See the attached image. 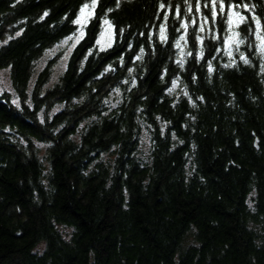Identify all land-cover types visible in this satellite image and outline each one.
Returning a JSON list of instances; mask_svg holds the SVG:
<instances>
[{
    "label": "trees",
    "instance_id": "1",
    "mask_svg": "<svg viewBox=\"0 0 264 264\" xmlns=\"http://www.w3.org/2000/svg\"><path fill=\"white\" fill-rule=\"evenodd\" d=\"M96 1L63 74L29 88L90 0H0V264H264V0L215 18L211 0Z\"/></svg>",
    "mask_w": 264,
    "mask_h": 264
},
{
    "label": "snow or ice",
    "instance_id": "2",
    "mask_svg": "<svg viewBox=\"0 0 264 264\" xmlns=\"http://www.w3.org/2000/svg\"><path fill=\"white\" fill-rule=\"evenodd\" d=\"M185 2L187 3V0H185ZM212 2V17L215 18L216 17V11H215V8H216V3H217V0H211ZM92 4L93 6L96 4V0H92ZM161 8H164L165 6L163 4L160 5ZM205 7H207V5H205ZM236 7H239V6H236ZM245 8L248 7V5H244ZM89 8V5L88 4H84L81 9H80V13H79V16L77 17L76 20L73 21L74 24H78L81 26L80 28V36L77 38L76 42L78 43L79 42V39L83 37L84 35V32H83V28L85 26V24L87 23V20H88V16L90 15V13L88 15H86L85 13V10ZM111 11V10H110ZM189 11H191V5H189ZM197 11H199V7H197ZM220 11L223 12L224 11V3H223V0H220ZM176 14H177V17L179 18V9L176 10ZM45 15H47V13H45ZM235 18V19H234ZM165 21L167 20V16L164 17ZM253 19H255V17H253ZM205 21H207V17H205ZM105 25H108L109 27H111V24L110 22L105 19L104 21ZM227 23H228V26H229V29L232 28V25L235 23V25L237 27H239V25L241 23H246V18L244 16H242L239 12H231L229 15H228V20H227ZM256 24H257V39L261 41V44L259 45V50L261 52V54H264V36H261L259 34V28H260V21L257 19L256 20ZM181 28H186L187 25L185 23H181L180 25ZM200 31L203 32L204 31V26L201 25L200 26ZM20 33L18 32L17 35H19ZM103 35V33H102ZM216 39H219V37H215ZM235 38V39H234ZM73 39V37H68V40H71ZM68 40H65L64 43H67ZM160 40L162 43H166L167 42V35H166V31H165V28L164 26L162 25L161 28H160ZM197 40H200L202 42V38L200 36H197ZM184 41L185 44L187 43L186 41V37L185 36H180L179 39H177L175 41V47L177 49H180L181 48V42ZM245 43V40L243 38H239V33L237 32H233L232 33V36L226 38L224 40V44L226 46L228 45H231V44H234L235 47L238 49L239 48V45H242ZM97 44H100V41L97 40ZM72 47H75V44L72 46ZM107 47H111V43H109L107 45ZM105 46L104 45H101L100 46V51H105ZM143 53H144V49L141 48L140 49V55H138L135 59L137 60H140L142 59V56H143ZM226 55L228 56H231L232 53L231 51H226L225 53ZM89 55H91V51L89 52ZM187 55H192L191 52L187 53ZM199 56L202 58L203 57V48H201L200 50V53H199ZM240 59L245 63V64H248L249 63V60L247 59V57H245V55L243 53L240 54ZM121 63H123V58H121ZM177 63L180 65V67L182 68L183 67V60H178ZM235 63V61H233V64ZM232 64H225L224 67L227 68V67H231ZM109 70H114V69H111V66H109V69H106L105 71H109ZM129 73L133 72V69L129 68L128 69ZM208 71L209 73H211L213 71V68H212V65H211V62L209 61V64H208ZM262 71H264V69H262ZM103 75V74H102ZM163 78V77H161ZM178 77L176 79H173L172 80V86L167 90L169 94H171L178 86ZM125 83H127V81H125ZM133 87H135V81L133 80ZM115 92L119 93V89H115L114 90ZM186 96L188 95L187 92L184 93ZM107 103V101H105ZM157 119H159V117H157Z\"/></svg>",
    "mask_w": 264,
    "mask_h": 264
},
{
    "label": "rangeland",
    "instance_id": "3",
    "mask_svg": "<svg viewBox=\"0 0 264 264\" xmlns=\"http://www.w3.org/2000/svg\"><path fill=\"white\" fill-rule=\"evenodd\" d=\"M87 4L89 5V8L85 10V13L86 15L90 13V15L88 16L87 23L85 24L83 28L84 34H85V29H86L85 27L88 25L89 21L93 17L94 8H95V5L93 6L92 4V0H90V2H88ZM104 21L105 19L102 20V23L100 25V29L97 35V39H96V44H97V40L100 41V44H97L98 48H100L101 45H104L105 48H107V45L109 43L112 44L114 41L113 26L111 25V27H109L108 25H105ZM80 28L81 26L77 24L76 31L72 35L68 36V37H73V39L68 40V37H66L43 53L41 58L36 62L34 66V72L31 78L29 88L32 87L37 73L48 63H50V76L46 83V86L50 87L54 85V83L59 79V77L63 74V72L66 69L71 52L74 48L72 46L74 44L75 45L77 44L76 40L80 36ZM81 39L82 38H80L79 41ZM65 40H68V42L64 43ZM3 92L8 93V95L11 98H15V95L10 86L8 71L6 69H0V93H3ZM40 146H42V144Z\"/></svg>",
    "mask_w": 264,
    "mask_h": 264
}]
</instances>
